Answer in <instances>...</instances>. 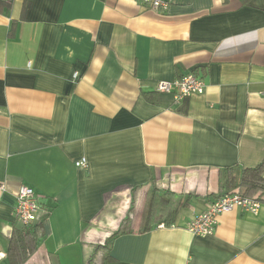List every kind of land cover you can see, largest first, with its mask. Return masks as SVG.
<instances>
[{"label":"crops","instance_id":"obj_1","mask_svg":"<svg viewBox=\"0 0 264 264\" xmlns=\"http://www.w3.org/2000/svg\"><path fill=\"white\" fill-rule=\"evenodd\" d=\"M4 1L1 264L24 228L15 216L22 186L35 193L42 231L24 264H264V192L257 215L237 208L210 236L189 231L224 196L227 169L240 178L264 162V0H172L166 10ZM190 73L204 94L157 92ZM154 186L187 205L174 224L146 229ZM133 202L130 231L97 250Z\"/></svg>","mask_w":264,"mask_h":264},{"label":"trees","instance_id":"obj_2","mask_svg":"<svg viewBox=\"0 0 264 264\" xmlns=\"http://www.w3.org/2000/svg\"><path fill=\"white\" fill-rule=\"evenodd\" d=\"M6 4L9 5L10 1L6 2L0 0V9ZM220 192L222 195L241 194L249 198L260 200V195L264 192V162L257 167L243 169L240 178L237 177L234 168L227 169L225 180H221L220 183ZM183 201H180L174 193L159 190L154 186L145 212V228L151 229L154 225L160 223L164 224V226L174 224L180 208L187 205V203ZM134 209L135 203L133 202L130 213L125 219L122 228L114 233L108 241L100 244L97 250H108L109 244L115 236L130 231L132 221L131 213L134 212ZM36 222L32 224L35 225ZM23 226L24 228L15 230L11 237L8 249L10 264H24L37 250L39 238L42 236L41 224L37 223L34 227H31V225ZM105 260L108 261L109 257Z\"/></svg>","mask_w":264,"mask_h":264},{"label":"built area","instance_id":"obj_3","mask_svg":"<svg viewBox=\"0 0 264 264\" xmlns=\"http://www.w3.org/2000/svg\"><path fill=\"white\" fill-rule=\"evenodd\" d=\"M138 3L146 5L154 10H166L172 0H135ZM159 93H171L177 100H181L193 95H202L206 90V83L195 73H190L180 80L172 82H161L157 87ZM77 167H86V159L76 163ZM17 205L15 216L23 225L29 226L36 222L39 205L37 203L33 189L22 186L16 195ZM243 209L244 211L257 215L261 208V201L255 198H249L241 194H228L220 197L213 202L208 209L196 216L189 226V231L195 235L206 237L214 234L218 217L234 209ZM164 226V225H162ZM6 258L4 253L0 252V264Z\"/></svg>","mask_w":264,"mask_h":264},{"label":"bare ground","instance_id":"obj_4","mask_svg":"<svg viewBox=\"0 0 264 264\" xmlns=\"http://www.w3.org/2000/svg\"><path fill=\"white\" fill-rule=\"evenodd\" d=\"M192 233V232H191ZM194 234V233H193Z\"/></svg>","mask_w":264,"mask_h":264}]
</instances>
